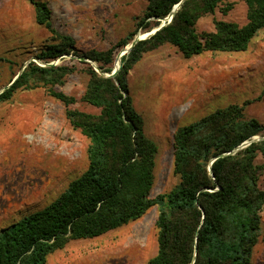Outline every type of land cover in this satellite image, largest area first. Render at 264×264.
I'll list each match as a JSON object with an SVG mask.
<instances>
[{
	"label": "trees",
	"instance_id": "trees-1",
	"mask_svg": "<svg viewBox=\"0 0 264 264\" xmlns=\"http://www.w3.org/2000/svg\"><path fill=\"white\" fill-rule=\"evenodd\" d=\"M36 23L54 41L41 50L49 63L71 53L74 40L53 27V12L46 2L28 0ZM183 0H148L136 30L104 52L85 58L111 74L115 53L129 46L139 32L157 29ZM229 0H185L172 22L138 42L121 61L115 79L92 67L81 101L100 110L91 114L70 109L75 97L54 90L76 69L30 65L0 94L10 102L22 89L44 87L66 107V119L89 140L86 173L43 210L0 231V264H47L50 255L71 241L95 239L137 221L158 207L157 254L147 264H255L263 233L264 124L248 118L244 108L230 105L190 125L172 137L173 171L179 183L168 193L152 196L158 143L145 131L130 94L128 77L144 54L165 44L176 47L185 59L205 52L248 51L264 30V0H241L247 6V24L215 21V32L201 33L197 22L214 14ZM5 59L0 58V62ZM259 137V141H254ZM246 143L249 145L241 148ZM239 149V150H238ZM231 153L223 157L224 154Z\"/></svg>",
	"mask_w": 264,
	"mask_h": 264
},
{
	"label": "rangeland",
	"instance_id": "rangeland-1",
	"mask_svg": "<svg viewBox=\"0 0 264 264\" xmlns=\"http://www.w3.org/2000/svg\"><path fill=\"white\" fill-rule=\"evenodd\" d=\"M38 1L48 3L54 29L71 37L74 46L68 55L42 61L41 50L54 41L37 25L33 5L28 0H0V58L5 59L0 62V94L31 64L73 67L75 72L54 90L77 99L70 109L100 114L81 101L89 82L87 69H99L84 55L107 51L133 33L148 0ZM215 21L244 26L247 6L229 0L202 17L197 32H215ZM161 22L160 26L167 24ZM124 50L115 53L113 70L121 67ZM128 83L145 131L159 146L152 191L156 197L180 181L173 171L172 146L178 128L230 105L243 107L248 118L264 124V30L248 51L239 53L205 52L185 59L176 47L165 44L143 55ZM65 112L44 87L19 90L10 102L0 104V231L51 205L88 170L89 140L72 128ZM257 163L264 164V158ZM260 186L264 189V175ZM158 209L153 207L141 219L101 237L71 241L50 255L47 264H147L158 250ZM262 219L255 264H264V212Z\"/></svg>",
	"mask_w": 264,
	"mask_h": 264
},
{
	"label": "water",
	"instance_id": "water-1",
	"mask_svg": "<svg viewBox=\"0 0 264 264\" xmlns=\"http://www.w3.org/2000/svg\"><path fill=\"white\" fill-rule=\"evenodd\" d=\"M184 1H185V0H183V1H182L181 3H179L178 5H176L175 8L173 9L172 13H171V14L165 19V21H167V24L164 23V24H163L162 26H160L159 28H157V29H155V30H153V31H151V32H148V33L143 34V35H145V37H141L142 34L137 35V37L134 39V41H133L129 46H127V47L125 48V50L123 51V54H122L121 56H125V55L129 54L130 51L135 47V45H136L138 42H140V41H144V40L148 39L149 37H151V36H153L154 34H156L158 31H160L161 29H163L166 25L170 24V23L172 22L173 18H174L175 13L180 9V7H181V5H182V3H183ZM121 56H120L119 58H121ZM119 58H118V59H119ZM117 62H118V60H117ZM88 63H89V62H88ZM51 66H53V65H50L49 67H51ZM120 70H121V67H116V68L112 71L111 74H105V73H102L101 70H99V69H96L95 71H96L97 73H99L100 75L106 77V78H112V79H115V78L117 77L118 73L120 72ZM19 76H20V75H19ZM19 76H18V77H19ZM16 80H17V79H16ZM16 80H15V81H16ZM15 81H14V82H15ZM14 82H13V83H14ZM259 140H260L259 137H256V138L254 139V141H259ZM249 144H250V143H246V144L243 145L241 148H243V147H245V146H247V145H249ZM238 150H239V149H238ZM230 154H231V153L224 154L223 157L228 156V155H230Z\"/></svg>",
	"mask_w": 264,
	"mask_h": 264
},
{
	"label": "bare ground",
	"instance_id": "bare-ground-1",
	"mask_svg": "<svg viewBox=\"0 0 264 264\" xmlns=\"http://www.w3.org/2000/svg\"><path fill=\"white\" fill-rule=\"evenodd\" d=\"M141 37H145V35L144 36L141 35Z\"/></svg>",
	"mask_w": 264,
	"mask_h": 264
}]
</instances>
